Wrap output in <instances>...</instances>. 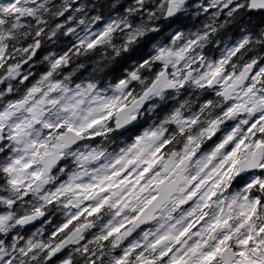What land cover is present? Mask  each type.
<instances>
[{
    "label": "clouds",
    "instance_id": "clouds-1",
    "mask_svg": "<svg viewBox=\"0 0 264 264\" xmlns=\"http://www.w3.org/2000/svg\"><path fill=\"white\" fill-rule=\"evenodd\" d=\"M0 264H264V0H0Z\"/></svg>",
    "mask_w": 264,
    "mask_h": 264
}]
</instances>
